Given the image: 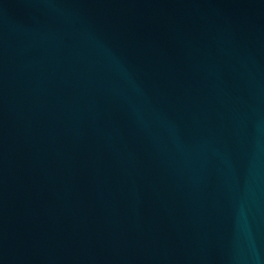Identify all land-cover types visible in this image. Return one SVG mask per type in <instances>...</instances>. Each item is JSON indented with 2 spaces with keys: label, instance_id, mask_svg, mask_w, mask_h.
<instances>
[{
  "label": "water",
  "instance_id": "obj_1",
  "mask_svg": "<svg viewBox=\"0 0 264 264\" xmlns=\"http://www.w3.org/2000/svg\"><path fill=\"white\" fill-rule=\"evenodd\" d=\"M0 264H264V0H0Z\"/></svg>",
  "mask_w": 264,
  "mask_h": 264
}]
</instances>
